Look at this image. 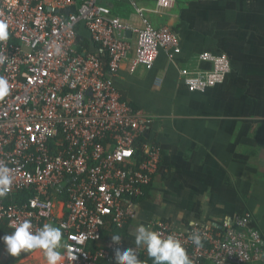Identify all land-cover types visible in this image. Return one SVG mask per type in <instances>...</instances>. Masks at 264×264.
<instances>
[{"label": "built area", "instance_id": "obj_1", "mask_svg": "<svg viewBox=\"0 0 264 264\" xmlns=\"http://www.w3.org/2000/svg\"><path fill=\"white\" fill-rule=\"evenodd\" d=\"M174 4L156 0V9ZM135 10L138 28L98 0H0V22L9 34L0 41V76L10 89L0 99V167L13 177L0 198V236L24 220L33 231L50 223L62 231V264H114L121 243L100 244L112 229L135 219L136 201L159 169L161 149L145 137L154 117L133 109L114 86L133 49L120 35L136 37L132 71L151 69L161 51L174 62L180 42ZM80 25L95 52L80 45ZM199 60L210 69L180 71L188 90L223 84L231 71L228 57L205 52ZM147 227L163 238L175 236L191 264H252L264 257L262 237L249 228L247 215L220 230L198 222L178 230L161 220ZM194 231L201 235L200 247L190 239Z\"/></svg>", "mask_w": 264, "mask_h": 264}, {"label": "crops", "instance_id": "obj_2", "mask_svg": "<svg viewBox=\"0 0 264 264\" xmlns=\"http://www.w3.org/2000/svg\"><path fill=\"white\" fill-rule=\"evenodd\" d=\"M174 1L157 10L156 0H98L131 27L142 26L135 10L142 9L154 27L168 28L180 42L174 62L161 51L151 69L132 71L136 37L120 35L133 49L114 86L133 109L154 117L145 137L162 153L120 248L135 246L133 231L141 224L161 220L183 230L194 221L220 230L245 215L264 243V138L257 136L264 124V0ZM78 29L80 45L95 52L86 28ZM205 52L226 55L231 71L223 84L191 92L180 71L209 70L199 60ZM137 249L148 264L146 249Z\"/></svg>", "mask_w": 264, "mask_h": 264}, {"label": "clouds", "instance_id": "obj_3", "mask_svg": "<svg viewBox=\"0 0 264 264\" xmlns=\"http://www.w3.org/2000/svg\"><path fill=\"white\" fill-rule=\"evenodd\" d=\"M7 25L0 22V41L8 39ZM3 58H0L2 62ZM8 80L0 76V99L9 94ZM13 183V177L8 167H0V198L7 195L10 186ZM194 221L189 222V226L194 225ZM135 248L114 249L113 259L115 264H142L139 259L137 248L143 246L153 264H191L185 248L181 242L173 235L166 238L155 231L150 230L145 225H138L134 231ZM190 239L197 247L202 246V239L199 231L191 233ZM111 240L119 244L121 237L119 235L111 236ZM62 231L50 223H45L42 227L33 231V225L30 220H24L14 225V231L10 234L0 236V242L5 245L6 251L11 256H17L22 251L41 250L44 254L47 264H62L63 254L59 251L61 248ZM75 259V256L73 257Z\"/></svg>", "mask_w": 264, "mask_h": 264}, {"label": "rangeland", "instance_id": "obj_4", "mask_svg": "<svg viewBox=\"0 0 264 264\" xmlns=\"http://www.w3.org/2000/svg\"><path fill=\"white\" fill-rule=\"evenodd\" d=\"M59 251H61L59 249ZM1 264H47L44 254L41 250L20 253L17 256H11L8 253L0 255Z\"/></svg>", "mask_w": 264, "mask_h": 264}, {"label": "trees", "instance_id": "obj_5", "mask_svg": "<svg viewBox=\"0 0 264 264\" xmlns=\"http://www.w3.org/2000/svg\"><path fill=\"white\" fill-rule=\"evenodd\" d=\"M86 48H88V47H86ZM260 135H262L263 137L262 138H264V124H261V125H259L258 126V129H257V136L259 137ZM260 139V141H262L263 139ZM131 223V222H130ZM129 225V224H128ZM128 225L125 227V228H123V229H120V230H117V229H112L111 230V233H113L114 235H122V233L123 232H125V229H127V227H128ZM1 232V231H0ZM3 248H5V245L2 243V242H0V255L2 254V250H3ZM34 251V250H33ZM25 252H23V254H24ZM149 263H153V261H152V259L150 258L149 260H148V264ZM0 264H1V260H0ZM256 264H264V260H260L259 262H257Z\"/></svg>", "mask_w": 264, "mask_h": 264}, {"label": "water", "instance_id": "obj_6", "mask_svg": "<svg viewBox=\"0 0 264 264\" xmlns=\"http://www.w3.org/2000/svg\"><path fill=\"white\" fill-rule=\"evenodd\" d=\"M33 250H30V252H32Z\"/></svg>", "mask_w": 264, "mask_h": 264}]
</instances>
